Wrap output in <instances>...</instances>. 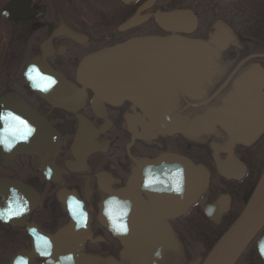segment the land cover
I'll return each instance as SVG.
<instances>
[{
  "label": "flooded vegetation",
  "instance_id": "1",
  "mask_svg": "<svg viewBox=\"0 0 264 264\" xmlns=\"http://www.w3.org/2000/svg\"><path fill=\"white\" fill-rule=\"evenodd\" d=\"M11 1L0 0V104L48 131L35 148L28 141L0 151L2 213L27 208L0 219V264H73L69 253L74 264H201L264 169V0H97L102 6L93 14L74 10L73 2L85 0H30L27 7L22 0L18 18L4 17ZM172 12L180 24L163 20ZM131 21L138 23L128 27ZM174 38L219 50L199 82L192 76L176 87L173 74L182 75L174 65L142 54L143 64L132 67L119 56L117 75L100 74L97 85L77 76L81 60L96 52L138 40L146 52L150 39ZM40 57L62 77L61 90L29 85L26 69L32 64L38 80ZM102 60L105 69L113 61ZM249 72L246 84L241 78ZM239 89L256 98L253 108ZM233 97L239 107L223 110ZM259 124L258 133L249 131ZM239 125L242 137L229 144ZM163 154L203 170L197 196L184 181L182 194L143 187L145 168ZM113 196L132 204L125 235H114L101 214ZM219 198L224 211L214 222L203 208ZM148 207L157 218L147 232L137 217ZM34 230L57 237L55 244L31 252ZM263 235L264 225L235 264H264L256 247Z\"/></svg>",
  "mask_w": 264,
  "mask_h": 264
},
{
  "label": "water",
  "instance_id": "2",
  "mask_svg": "<svg viewBox=\"0 0 264 264\" xmlns=\"http://www.w3.org/2000/svg\"><path fill=\"white\" fill-rule=\"evenodd\" d=\"M29 1L30 0H28V4ZM136 23L138 22L131 21L130 23H128L127 26L129 27ZM223 36L225 37L224 34ZM155 41L156 40L150 39V42H148V46H146V52L144 49L145 48L144 41L142 43V41L138 40L136 42L131 41L124 45L111 48L110 50L107 51L97 52L95 54H92L90 57H85L81 61L77 69V76L81 81L86 80V82L92 83L93 85H97V83L94 80H97L100 74L104 75L106 73L108 75H112L110 77L117 75L118 69L120 68L121 65V62L119 61V56L126 58L130 64L128 65L132 67V64L134 62L137 63L140 62L139 61L141 60L140 55L142 54V59L144 57L145 59H152L154 63L156 62L164 63V64L169 63L174 65L182 75L180 79L176 80L177 74H173L175 78L173 79L175 83L174 85L178 84V86L176 87L179 86L182 87L188 78H190L191 80L193 79L192 76H194V78H198V82L200 80V77H202L203 79L205 77L203 73L211 69L212 59L217 57L219 51L213 46L208 47V45H206L205 42L203 43L197 40L193 41L188 39L174 38L164 41L162 43ZM107 55L108 57L109 56L111 57V60H113L109 65H106L107 66L106 69H110L108 73L104 67L102 68L105 71L102 68L99 70L100 65L96 66V64L99 61L101 62L102 59H104ZM90 58L95 60L94 64L91 65H89V63L87 64L88 59L90 61ZM141 63L143 64V62H140V64ZM138 72H139V67L138 70H136V74ZM49 73L51 74L52 77L54 76L55 79H57L56 77H59L58 74L54 73L53 71H50ZM253 74H254L253 72H249V74H246V76L241 78L242 81L246 84L249 83L251 76ZM239 91L244 95L246 94L244 91L240 89ZM255 92L256 94H258V97L260 98L261 97L260 88L258 90H255ZM244 97L252 105L251 108H253L256 105V98L255 100H252L248 95ZM240 101H241L240 98L233 97L231 100L227 101V104L223 108V110L226 111L229 108L237 109L239 107ZM221 121L222 119L220 118V122ZM260 128H261V124L255 126L254 128L249 129V131L254 129V132L258 133L260 131ZM244 129L245 127L243 125H239L236 131L231 135L232 136L230 138L231 142L229 144H231L232 141H235L236 139L242 137V133ZM47 131L48 129H44L43 132H38V134L36 133L34 136H32L31 138L32 148L36 147V141L40 140L41 143L39 144L40 145L42 144V142L44 141L43 134ZM23 147L25 148V150H27L26 146ZM181 160L182 159H179L178 157L165 155L156 160H153L148 164V166L158 165L159 167H162V169L165 170H174L175 166L182 167L183 176L188 182L187 184L189 188H191L193 195L197 196L198 193H200V191L204 189V186L206 184V180L201 177L203 170L199 169L198 167L195 168L191 166L185 160L183 161ZM166 166H172V167H166ZM199 175L200 177L197 178V176ZM192 198L194 197L192 196V194H190V196L186 199L181 211H183L185 207L189 205ZM1 202L2 200H0V206L2 204ZM148 208L150 214L153 215L154 218H157L156 216H154V212L156 211H154L151 207ZM211 210L212 207L210 206L204 208L205 214L209 216ZM263 222H264V170L253 192L251 193L248 201L246 202L243 210L236 217L233 223L227 228V230L221 235V237L217 240V242L209 251L202 264H234L236 259L242 253L248 242L251 240V238L259 229V227L263 224ZM58 236H61V234H59ZM48 240L50 242H53V244H55L57 237L56 238L48 237ZM257 249L260 255L264 258V238L259 239L257 243Z\"/></svg>",
  "mask_w": 264,
  "mask_h": 264
},
{
  "label": "clouds",
  "instance_id": "3",
  "mask_svg": "<svg viewBox=\"0 0 264 264\" xmlns=\"http://www.w3.org/2000/svg\"><path fill=\"white\" fill-rule=\"evenodd\" d=\"M56 81L52 79L51 86H54ZM30 86L35 87L34 85ZM50 88L40 89V91L47 92ZM35 126L30 125L24 118L17 115L12 109L5 108L0 104V151L5 153H11L12 150L21 142L27 143L30 138L35 134ZM172 167V166H166ZM145 174L147 179L143 182V187L146 190H152L157 192L171 191L176 194H182L183 192V168L180 166H175L174 170L171 171V175L168 177L170 181V187L165 185L164 187H151L156 185L158 182V177H153L152 166L149 165L145 168ZM161 184L164 181H159ZM10 193L13 196L20 195L17 193L16 189L11 188ZM27 202L25 201V204ZM120 205L122 210L120 212L113 211V207ZM27 210L26 207L19 208V213L23 214ZM132 210V204L129 200H118L117 197H109L103 202V208L101 214L107 218L108 228L113 232L114 235H125L129 231L127 225L128 214ZM118 217L120 218L118 220ZM9 217L0 215V219L7 222ZM83 226V225H80ZM159 256V252L156 253ZM69 261H73L74 258L71 253L66 257ZM61 260L65 257H61Z\"/></svg>",
  "mask_w": 264,
  "mask_h": 264
},
{
  "label": "rangeland",
  "instance_id": "4",
  "mask_svg": "<svg viewBox=\"0 0 264 264\" xmlns=\"http://www.w3.org/2000/svg\"><path fill=\"white\" fill-rule=\"evenodd\" d=\"M73 4H74L75 11H82L86 14H93L96 11H98V9H100V7L102 6V3L97 0H85V2L76 1V2H73Z\"/></svg>",
  "mask_w": 264,
  "mask_h": 264
},
{
  "label": "snow or ice",
  "instance_id": "5",
  "mask_svg": "<svg viewBox=\"0 0 264 264\" xmlns=\"http://www.w3.org/2000/svg\"><path fill=\"white\" fill-rule=\"evenodd\" d=\"M29 78L32 79L31 76ZM42 79L45 80L46 82L45 83H36V84H34V86L40 87L42 89L51 87L52 80L50 78H42ZM18 214H19V211L18 212H9V213H7V215H5L4 213H0V215L5 216L6 218L9 216L18 215ZM44 254H46V253H44Z\"/></svg>",
  "mask_w": 264,
  "mask_h": 264
},
{
  "label": "bare ground",
  "instance_id": "6",
  "mask_svg": "<svg viewBox=\"0 0 264 264\" xmlns=\"http://www.w3.org/2000/svg\"><path fill=\"white\" fill-rule=\"evenodd\" d=\"M90 56H91V55H89V56H87V57H90ZM80 63H81V62H80ZM80 63H79V65H80ZM88 63H89V65L94 64V63H95V60L90 58V61H89V59H88L87 64H88ZM102 63H103V60L101 61L100 64H99V62L96 64V66H99V65H100L99 70L103 67ZM78 67H79V66H78Z\"/></svg>",
  "mask_w": 264,
  "mask_h": 264
},
{
  "label": "trees",
  "instance_id": "7",
  "mask_svg": "<svg viewBox=\"0 0 264 264\" xmlns=\"http://www.w3.org/2000/svg\"><path fill=\"white\" fill-rule=\"evenodd\" d=\"M235 218V217H234ZM232 221H233V219H232ZM231 221V222H232ZM230 225V223L229 224H227L224 228H223V230L222 231H224L228 226Z\"/></svg>",
  "mask_w": 264,
  "mask_h": 264
}]
</instances>
